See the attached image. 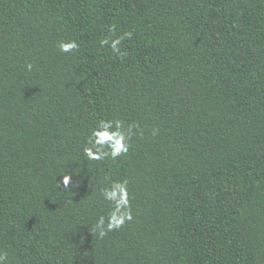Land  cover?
Instances as JSON below:
<instances>
[{
    "label": "trees",
    "instance_id": "trees-1",
    "mask_svg": "<svg viewBox=\"0 0 264 264\" xmlns=\"http://www.w3.org/2000/svg\"><path fill=\"white\" fill-rule=\"evenodd\" d=\"M128 30L125 58L100 46ZM70 39L79 50L60 52ZM112 118L140 125L128 154L87 160ZM119 179L133 220L99 239L101 189ZM0 250L8 264H264V0H0Z\"/></svg>",
    "mask_w": 264,
    "mask_h": 264
},
{
    "label": "clouds",
    "instance_id": "clouds-1",
    "mask_svg": "<svg viewBox=\"0 0 264 264\" xmlns=\"http://www.w3.org/2000/svg\"><path fill=\"white\" fill-rule=\"evenodd\" d=\"M109 32L115 35L116 26H109ZM133 32L125 31L114 39L104 37L100 40V46H109L112 52L125 58L128 55L126 50L121 49V44L125 39H132ZM79 43L74 40H62L58 43V49L62 53H73L79 50ZM27 71L31 72L33 64L26 65ZM140 132V125L136 122L128 123L119 118L100 119L89 132L86 146L83 148L84 156L87 160L100 161L106 158L115 160L117 157L127 155L131 148V141ZM159 134L158 128L152 129V135ZM71 179L70 174L62 176L63 185L68 187ZM59 182H56V187ZM103 199L109 202L107 216L100 215L95 223L91 225V232L99 239H103L108 233L119 230L126 223L133 220L131 207V194L127 179L112 180L107 187L101 189ZM0 264H8V255L4 250H0Z\"/></svg>",
    "mask_w": 264,
    "mask_h": 264
}]
</instances>
